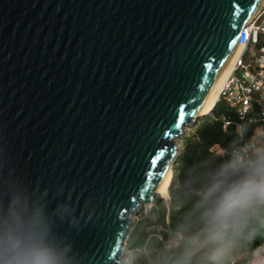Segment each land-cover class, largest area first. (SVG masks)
<instances>
[{
  "label": "water",
  "instance_id": "water-1",
  "mask_svg": "<svg viewBox=\"0 0 264 264\" xmlns=\"http://www.w3.org/2000/svg\"><path fill=\"white\" fill-rule=\"evenodd\" d=\"M260 2L0 0V217L40 209L66 264H120Z\"/></svg>",
  "mask_w": 264,
  "mask_h": 264
},
{
  "label": "trees",
  "instance_id": "trees-1",
  "mask_svg": "<svg viewBox=\"0 0 264 264\" xmlns=\"http://www.w3.org/2000/svg\"><path fill=\"white\" fill-rule=\"evenodd\" d=\"M248 119L247 116L239 120L223 102H218L196 125L193 134L184 139L169 187L168 204L155 200L156 206L137 220L129 232L125 245L134 253L135 261L140 264H205V256L194 247L182 245L169 250L163 242L169 232L191 239L199 236L203 228L200 219L203 209L199 207L202 194L217 178L221 166L228 162L230 151L250 139L256 125L248 123ZM225 122L228 124L224 127ZM214 145H218L223 154L210 152ZM245 173L246 169H240L229 175L227 182H234ZM262 238L264 222L256 214L242 230L229 232V249L237 248L245 254L238 264H246L247 253L254 250Z\"/></svg>",
  "mask_w": 264,
  "mask_h": 264
},
{
  "label": "clouds",
  "instance_id": "clouds-1",
  "mask_svg": "<svg viewBox=\"0 0 264 264\" xmlns=\"http://www.w3.org/2000/svg\"><path fill=\"white\" fill-rule=\"evenodd\" d=\"M240 169H246L245 175L227 182ZM216 176L202 194L203 228L192 241L197 246H212L208 264H223L230 247L229 232L242 230L253 214L264 211V153L247 163L236 157L222 165ZM50 231L40 209L10 202L0 217V264H66V255Z\"/></svg>",
  "mask_w": 264,
  "mask_h": 264
},
{
  "label": "built area",
  "instance_id": "built-area-1",
  "mask_svg": "<svg viewBox=\"0 0 264 264\" xmlns=\"http://www.w3.org/2000/svg\"><path fill=\"white\" fill-rule=\"evenodd\" d=\"M241 33L239 54L220 88L217 103L223 102L239 120H245L248 116V123L256 125L250 139L243 145L233 148L228 159L229 162L239 157L247 163L264 153V2ZM227 124L228 122H225L224 127ZM210 151L223 154L220 148ZM165 202L168 204L169 200ZM256 215L260 221L264 222V211ZM192 241L193 239L182 234L169 232L163 245L169 250L190 245L205 256V264H208L206 257L211 246H197ZM223 264H238V259L224 256ZM246 264H264V238L259 241L254 250L247 253Z\"/></svg>",
  "mask_w": 264,
  "mask_h": 264
},
{
  "label": "bare ground",
  "instance_id": "bare-ground-1",
  "mask_svg": "<svg viewBox=\"0 0 264 264\" xmlns=\"http://www.w3.org/2000/svg\"><path fill=\"white\" fill-rule=\"evenodd\" d=\"M262 2H264V0H261V2L259 3L260 4L259 6H261ZM259 6L257 7V9L259 8ZM256 11H255V13H256ZM239 51H240V46L238 45L235 48V50L231 53L230 57H228L223 68L221 69V71L217 75L215 81L213 82L212 86L208 90V92H207V94L203 100V103L198 110V116L204 117L205 115H208L211 113L213 107L217 103L220 88H221L224 80L228 76V74L231 72L233 61L235 60V58L239 54ZM176 146H177V144H176ZM171 178H172V169L169 166L167 174H166L165 178L163 179V181H162V183H161V185L157 191V196L164 198L165 200L168 199V191H169V187L171 184ZM146 206L148 208L151 207L150 203L146 204ZM125 252H126V249H125Z\"/></svg>",
  "mask_w": 264,
  "mask_h": 264
},
{
  "label": "rangeland",
  "instance_id": "rangeland-1",
  "mask_svg": "<svg viewBox=\"0 0 264 264\" xmlns=\"http://www.w3.org/2000/svg\"><path fill=\"white\" fill-rule=\"evenodd\" d=\"M202 118L203 117H201L198 122H200L202 120ZM196 125H197V123L195 125L185 127L183 130V134L175 140L179 154L182 150L184 139L190 137L193 134ZM175 164H176V162L174 163L173 167H171V169H172L171 182L173 180V176H174V172H175V170H174ZM168 197H169V191H168ZM157 199H161L166 204V202H165L166 200L164 198L157 196L155 200H157ZM155 206H156L155 204L149 208L146 205L141 206L137 210L136 214L131 218L130 230L133 228V226L137 222V220H139L141 217H143L149 211L150 208L155 207ZM125 249H126V252L123 255V261L120 262V264H140L139 261H135L134 253L129 251L127 249L126 245H125ZM244 256H245L244 252L242 250L237 249V248L236 249L235 248L229 249L225 255L226 258H237L238 260H241L242 258H244Z\"/></svg>",
  "mask_w": 264,
  "mask_h": 264
},
{
  "label": "crops",
  "instance_id": "crops-1",
  "mask_svg": "<svg viewBox=\"0 0 264 264\" xmlns=\"http://www.w3.org/2000/svg\"><path fill=\"white\" fill-rule=\"evenodd\" d=\"M198 123H199V122H198ZM198 123H197V124H198ZM217 148H220V147H219L218 145H214L213 147L210 148V150H211V149H217ZM220 149H221V148H220ZM210 152H211V151H210Z\"/></svg>",
  "mask_w": 264,
  "mask_h": 264
},
{
  "label": "snow or ice",
  "instance_id": "snow-or-ice-1",
  "mask_svg": "<svg viewBox=\"0 0 264 264\" xmlns=\"http://www.w3.org/2000/svg\"><path fill=\"white\" fill-rule=\"evenodd\" d=\"M180 119H181V121H182V120H183V117H181Z\"/></svg>",
  "mask_w": 264,
  "mask_h": 264
}]
</instances>
